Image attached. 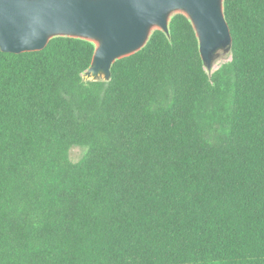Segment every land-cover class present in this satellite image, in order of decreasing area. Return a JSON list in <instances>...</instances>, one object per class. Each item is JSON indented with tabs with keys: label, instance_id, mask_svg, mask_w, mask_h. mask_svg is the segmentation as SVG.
Here are the masks:
<instances>
[{
	"label": "trees",
	"instance_id": "16d2710c",
	"mask_svg": "<svg viewBox=\"0 0 264 264\" xmlns=\"http://www.w3.org/2000/svg\"><path fill=\"white\" fill-rule=\"evenodd\" d=\"M223 13L210 74L183 14L108 81L86 40L0 49V264H264V0Z\"/></svg>",
	"mask_w": 264,
	"mask_h": 264
},
{
	"label": "water",
	"instance_id": "95a60500",
	"mask_svg": "<svg viewBox=\"0 0 264 264\" xmlns=\"http://www.w3.org/2000/svg\"><path fill=\"white\" fill-rule=\"evenodd\" d=\"M183 14L195 31L199 53L210 74L232 38L223 0H0V49L21 54L43 50L56 37L95 45L85 81H108L117 60L140 51L150 35H169V21Z\"/></svg>",
	"mask_w": 264,
	"mask_h": 264
},
{
	"label": "rangeland",
	"instance_id": "374dc122",
	"mask_svg": "<svg viewBox=\"0 0 264 264\" xmlns=\"http://www.w3.org/2000/svg\"><path fill=\"white\" fill-rule=\"evenodd\" d=\"M230 61V54L229 52L223 53L220 52V55L216 57L213 63V68L212 70L217 69L219 66L222 64ZM86 148L85 147H72L69 150L68 156L71 162H77L85 153H86Z\"/></svg>",
	"mask_w": 264,
	"mask_h": 264
}]
</instances>
